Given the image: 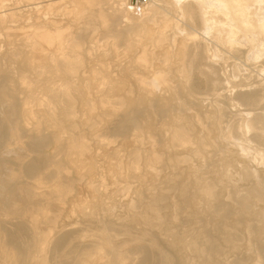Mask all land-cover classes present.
Masks as SVG:
<instances>
[{
    "label": "bare ground",
    "instance_id": "1",
    "mask_svg": "<svg viewBox=\"0 0 264 264\" xmlns=\"http://www.w3.org/2000/svg\"><path fill=\"white\" fill-rule=\"evenodd\" d=\"M126 79L132 143L109 146L114 125L92 147L78 126L116 114ZM157 90L160 150L162 116L133 115ZM162 162L179 201L132 186ZM263 196L264 0H0V264H264Z\"/></svg>",
    "mask_w": 264,
    "mask_h": 264
},
{
    "label": "rangeland",
    "instance_id": "2",
    "mask_svg": "<svg viewBox=\"0 0 264 264\" xmlns=\"http://www.w3.org/2000/svg\"><path fill=\"white\" fill-rule=\"evenodd\" d=\"M256 6H252L251 8H255ZM74 29V30H73ZM24 30H27V27H25V29ZM73 31H77L74 27H72V28H70V30H69V32H73ZM82 39H83V45H84V47L86 46V47H88L89 45H90V39H89V34L88 33H85L84 32V34H83V32H82ZM86 54V55H85ZM84 54V57H83V62H82V64L83 65H81V68H79V71H82V70H86V69H88L89 67H91V66H93L94 65V59L92 60V58H91V55L90 54H87V53H85ZM90 56V57H86V56ZM93 57V56H92ZM117 63V64H119V63H121V59H114V61L113 60H111V66L109 67V71H111L113 68H114V70L113 71H111L112 73L113 72H115L116 73V71H115V67H113V68H111L113 65H114V63ZM115 63V64H116ZM163 61L161 60V59H155V60H153L152 61V65H158V66H162L163 64ZM162 64V65H161ZM157 65H156V67H157ZM88 75H89V73H87ZM114 74V73H113ZM112 74V76L110 77L111 79H116V78H119V77H117L116 75H113ZM117 75H118V73H116ZM167 76H168V79L169 80H171V81H175L176 80V78L174 77L175 76V73L173 72V70H171L170 71V73H168L167 74ZM192 78V79H191ZM193 80L195 81V79H194V77L193 76H191L190 77V81H191V83L193 84H196L195 82H193ZM126 82H123V83H120V85H119V83H117V82H115L114 84H113V86L115 87V85L118 87V88H112V93H116L115 94V96H113V98H112V100L115 102V104L117 105V103L116 102H118V104L120 105H115V107L119 110L116 114H114V115H112V116H108V118H106V120L105 121H100L99 120V123L97 122L95 125H93V127L92 128H87L86 126H84L83 124H80L79 126H78V129H80V130H78L82 135H84L85 136V138L88 140V142L90 143V145L92 146V147H97V143L96 142H98L99 141V137H97V133H99L98 131L100 130H106V129H111L112 130V127L114 128V125H115V127H118L117 129H114L113 130V132H112V138H111V142H110V144H109V146H111V145H113V144H115V145H117V144H119V143H123V144H125L124 146H129L130 147V145H131V143H132V141L131 140H129V139H132L133 138V136H131V135H133V130H132V127H131V125H128L127 123H128V121L127 120H125V117L122 115V110H124V108L126 109V103L124 102V98L125 97H127V96H130V97H132V98H137V97H141V93H140V91H139V89H138V87H137V85H136V83L135 82H133L132 80L130 81L129 79H126L125 80ZM118 84V85H117ZM193 84V85H194ZM121 87H127V88H125L126 90L124 91V92H122V91H119L120 90V88ZM149 87V86H148ZM113 89H115L114 91L115 92H113ZM117 89V90H116ZM139 91V92H138ZM93 92V93H92ZM159 92V90H157V91H154L153 92V94H146V95H144V97L142 98V99H140L139 100V102H140V104H138L139 106H137L136 105V107H134V109H133V115L134 116H136V117H140V116H142L143 117V119H148V120H153L154 119V121L156 120V118L155 117H153V114H155V113H157V114H160L161 116H162V120L160 119V120H157V128L156 127H152L150 130H149V133L151 134L152 132H153V134H151V135H153V139L154 140H156V142H157V145H156V148L158 149V150H160L161 149V147H162V145L164 144V142L166 141V133L171 129V128H173L172 126L174 125V121L172 120L173 118H171L170 119V113H171V110L173 109V107L172 106H170V105H167V104H164V103H162L161 101H159L158 99H157V93ZM156 93V94H155ZM93 94H94V96H96L95 94H96V91L94 92V90H91V94L90 93H87V96L89 95L91 98H93L94 96H93ZM125 97H124V96ZM127 95V96H126ZM137 95V96H136ZM150 95V96H149ZM155 95V96H154ZM181 95V97H182V99L183 100H185V101H187V98L183 95L182 96V94H180ZM149 98H148V97ZM89 97V98H90ZM146 98V99H145ZM150 98H152V99H150ZM117 99V100H116ZM143 99H145V100H143ZM145 101H146V103H145ZM187 102H189V105L190 104H192L193 103V101L191 102V101H189V99H188V101ZM142 103V104H141ZM197 103V102H196ZM195 102H194V105L196 104ZM140 105H142L141 107H140ZM147 105V106H146ZM152 105H153V107H152ZM200 106V107H199ZM147 107H148V109H147ZM150 107V108H149ZM204 105H200V104H196L195 105V108H196V110L198 111L199 109L201 110V115L203 116V113H204ZM144 108V109H143ZM146 108V109H145ZM151 109H153L152 111H153V114L151 115V113H152V111H150ZM156 109V110H155ZM199 110V111H200ZM80 111V114H82V109H80L79 110ZM98 111V110H97ZM143 112V114L144 113H146V115L144 114H142V112ZM147 111V112H146ZM203 111V112H202ZM155 112V113H154ZM84 114H85V112H84ZM140 114V115H139ZM137 115H139V116H137ZM152 116V118H151V116ZM145 116H147V117H145ZM150 117V118H149ZM167 117H168V119H167ZM82 118H86V115H82ZM163 118H164V120H163ZM166 120V121H165ZM168 120V121H167ZM154 121H152V122H154ZM162 122V124H161V122ZM109 122V123H108ZM166 122H168V123H166ZM165 123H166V125H165ZM172 123V124H171ZM169 124V125H168ZM164 125V126H163ZM171 125V126H170ZM186 125H188V123H186ZM129 127H131V128H129ZM101 128V129H100ZM156 129V130H153V129ZM160 128H161V130H160ZM164 128V130H162ZM165 128H167V130H165ZM119 129V130H118ZM90 130V131H89ZM152 130V131H151ZM96 131V133L94 134V132ZM158 131H160V132H158ZM162 132V133H161ZM92 135H94V136H92ZM158 137V138H157ZM127 138H129V139H127ZM113 140V141H112ZM124 140H126L125 142H124ZM133 140V139H132ZM128 141V142H127ZM128 144H127V143ZM100 149H98L97 148V151L98 152H100L99 151ZM45 153H49L48 152V150H46V152ZM122 154H124V151L122 152ZM236 153H234V152H232V153H230L229 155H230V157L231 158H236V155H235ZM32 155H34V154H32ZM235 155V156H234ZM98 158H100V159H98ZM101 161V162H100ZM103 160H102V157L101 156H98L97 157V162L99 163V165H102L103 164V162H102ZM165 163L164 162H162V163H160L158 166L160 167L159 168V170L161 171L160 172V175L158 176L159 178L157 179V180H159V181H156V185H152L150 182H149V180H147L146 178H138L137 180L136 179H134V183H132V186L134 187L135 186V184H136V186L135 187H137V188H139V187H141L140 189L145 193V195L146 196H148V194H147V192H150L151 190L153 191V192H157V194L159 193V190H160V188L162 187V186H164L163 185V183L165 184V186H167L168 188H170V186H172V189L170 188V190H169V192H168V196H167V201L165 200V203L166 202H176V201H179L178 199H179V189H180V185L179 184H176L175 183V186H174V181H172V180H170V179H172V178H174V174L172 173L171 174V170H172V168L171 167H169L170 165H167L166 164V166L164 165ZM240 165V164H239ZM70 167V166H69ZM69 167H67L68 169H69V171H68V169H67V173H68V175L71 177V179L74 177V171L71 169V168H69ZM169 167V168H168ZM170 169V170H169ZM73 174H72V173ZM163 172V173H162ZM165 172V173H164ZM172 172H174L173 170H172ZM72 174V175H71ZM164 174H166V175H164ZM164 175V176H163ZM168 175V176H167ZM170 175V176H169ZM73 176V177H72ZM165 177H166V179H165ZM170 177V178H169ZM162 179V180H161ZM73 180L75 181V178H73ZM146 180V181H145ZM161 180V181H160ZM166 180V181H165ZM169 180H170V182H169ZM165 181V182H164ZM167 181H168V183H167ZM233 181H235V179H233ZM145 182V183H144ZM76 183H77V181H75V182H73V186L75 187V185H76ZM151 185H149V184ZM159 184V185H158ZM160 184H161V186H160ZM158 185V186H157ZM178 185H179V187H178ZM145 186V187H144ZM164 186V187H165ZM78 185H76V187L74 188V190H78ZM154 187V188H153ZM175 188H176V193H175ZM178 189V190H177ZM71 191V193H69V195L68 196H70V195H72L73 194V192L75 193V191ZM79 190H81V189H79ZM145 190V191H144ZM147 190V191H146ZM150 190V191H149ZM158 190V191H157ZM173 190V191H172ZM151 191V192H152ZM171 191V192H170ZM173 192H174V194H173ZM85 194H87L86 192H84ZM170 193H172V194H170ZM85 194H84V196H85ZM172 196V197H171ZM178 197V198H177ZM263 198H264V196H263ZM174 200V201H173ZM262 203H263V201H262ZM262 203H260V205L262 206V207H264V203L262 204ZM68 205H66V207H67ZM166 209H168V207H165ZM165 208H164V211H165ZM185 207H181V209L182 210H184V211H186L185 209H184ZM69 211H68V210ZM66 210L68 211H65V213H66V215H67V213H68V218H67V220L65 219L67 216L65 215V213H64V217L63 216H61L60 218H59V221H60V223H62V224H65L67 227L68 226H75V225H77L76 223H77V221H75L76 220V218L77 219H79V216H78V214L77 213H75L77 216H74L75 214H73V213H69L70 212V209H69V207H67L66 208ZM70 214L73 216V217H71L70 216ZM66 216V217H65ZM71 217V218H70ZM186 217V218H185ZM64 218V219H63ZM75 220H74V219ZM182 219H188V214H184L183 215V217H181ZM60 219H62V220H60ZM65 220V221H64ZM69 220V221H68ZM68 223V224H67ZM71 223H72V225H71ZM73 223H74V225H73ZM249 262V261H248ZM247 262V264H250V262L248 263Z\"/></svg>",
    "mask_w": 264,
    "mask_h": 264
}]
</instances>
